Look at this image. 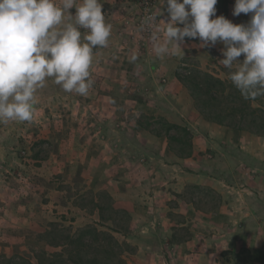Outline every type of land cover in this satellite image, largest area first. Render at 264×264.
<instances>
[{
	"label": "crops",
	"instance_id": "0c3cea01",
	"mask_svg": "<svg viewBox=\"0 0 264 264\" xmlns=\"http://www.w3.org/2000/svg\"><path fill=\"white\" fill-rule=\"evenodd\" d=\"M100 2L103 3L106 23L112 25V30L108 47L93 50L90 68L93 85L88 94L81 96L65 92L61 86L47 79L48 88L39 89L35 95L33 117L39 118L41 127L29 130L22 128L23 122L20 121L0 122V163L14 165L17 161L12 153L15 144L16 147L29 145L30 148L37 139L49 141L55 145L54 148L60 149V153L55 155L56 162L62 157L66 159L61 150L65 141L69 160L74 156L78 159L85 156L86 150H94V163L100 169L109 157V151L115 152L117 146L121 151L135 150L139 158L136 160L138 167L127 180L134 189L127 196L133 193V198L138 200L132 211L141 214L142 225L149 236L144 238V248L139 247L129 255L128 264H264V135L250 133L246 126L234 127V130L228 125L203 124L195 127L194 154L187 159L170 153L165 138L152 135L154 140L143 143L149 147L155 143L156 150L134 145L132 138L135 135L139 140L142 138V128L135 119L136 111H132V118L127 116L124 120V116L130 113L124 110L120 121L117 118L119 105L114 102L136 100V97L127 98L124 91L128 85H133L140 69H148L146 83L152 97L162 101L172 92L164 88L167 84L159 83L163 76L160 71L162 62L150 66L142 63L135 67L131 61V56L138 54L136 48L125 41V34L134 18V1ZM56 3L59 4L60 0ZM234 3L235 0H218L216 15H223L233 23L249 20L250 15H232ZM159 4L162 5L163 0H159ZM70 11L74 14L75 9ZM162 17L167 20L166 11ZM198 43V40H192L191 45ZM192 48L197 54L203 51ZM165 67L172 70L170 65ZM165 77L163 82L176 83L175 76L169 81ZM141 90L138 94L147 95ZM260 99L264 100V97ZM135 102L140 106L145 104L144 99ZM100 103L105 110L99 108ZM145 105L150 111L146 110V113L156 114L157 109L152 104ZM95 114L101 117L99 121L95 118L97 124H103L105 130L99 129L100 125L86 123ZM193 114L192 111L190 115ZM75 119L77 121L72 124ZM16 131L19 133L12 140ZM99 132L105 134L102 136ZM113 132L118 133L115 137L119 138L120 144L112 136ZM99 137L105 139L100 140ZM161 139H164L165 147L159 142ZM120 156L126 166L129 165L131 154ZM198 187L206 188L207 193H215L216 198L191 194V190H198ZM144 211L154 214L148 216ZM176 218L184 219L178 222ZM189 223L190 236L179 238V228L187 227ZM162 246L165 253L161 251Z\"/></svg>",
	"mask_w": 264,
	"mask_h": 264
},
{
	"label": "rangeland",
	"instance_id": "374dc122",
	"mask_svg": "<svg viewBox=\"0 0 264 264\" xmlns=\"http://www.w3.org/2000/svg\"><path fill=\"white\" fill-rule=\"evenodd\" d=\"M132 1H134L136 8L133 11L132 25H128L126 29L125 41L136 48L135 52L138 55H136L137 59L134 62L135 67L142 65V63L150 66L156 62H162L160 71L163 72V76L159 83L167 84V87L164 88L172 92L170 96H166L167 98L162 100L169 102L171 111L168 113L156 111L154 116H162L170 123L178 126L189 124L194 130L195 127L208 124L198 113L189 90L177 81L172 85L162 81V78L165 77L164 74H167L165 78L169 81V79L173 80L176 74L185 76L190 74L191 70L199 68L202 72L213 74L226 83L227 91L225 96L227 100L220 107L223 115L231 114L226 125L234 129L232 123H242L243 125H248L251 121L262 123V120H264L263 101L257 102L256 99H244L228 78V70L220 65L218 59H223L220 52L223 47L222 44L217 43L214 47L203 48L202 53L197 54L196 50L192 48V40L186 38L185 43L182 45L184 52L179 51L174 55L157 57L152 49L150 33L144 30L141 25L143 0H127V2ZM153 1L154 14L159 16V10L162 5L159 4V0ZM126 10L128 12V8ZM159 19L164 18L161 15ZM248 21L244 20L242 23H247ZM158 24L162 30L163 21H158ZM238 59L242 60L243 56ZM166 65H170L172 70L166 69ZM139 74V76L136 75L134 77L133 85H128L124 94H127V98L136 97L135 101L139 100L141 102L144 99L143 103L145 104H149L146 102L147 100L160 102L161 100L152 97L148 83H146L148 69H140ZM43 88H48L46 83ZM141 89L147 95L138 94L139 91H142ZM144 96L147 97L144 98ZM135 101L130 100L127 102L124 99H120L114 102L119 105L120 113L117 118H121L124 110H129L130 112L124 116V120L127 116L132 118V111H136V118L134 117L136 121H139L142 115L150 116V114L145 112L148 107L145 104L142 106L136 105L137 102ZM99 108L106 109L102 107V103H100ZM87 109L90 108L87 107ZM232 109H238L239 111L233 112ZM139 111L142 112L139 113ZM192 111L194 114L190 115ZM93 116L95 117H89L86 123L94 124L95 126L100 125L98 128L105 130L104 125L99 124V122L97 124L96 121L101 117L96 114ZM76 121L75 119L72 124ZM81 123L84 124L85 121H81ZM41 124L42 122H40L39 118L33 117L31 121L23 122L22 128L25 127L32 130L36 126L41 127ZM13 133L15 132L13 131ZM18 133L16 131V134L12 136V140L17 137ZM99 134L103 136L105 133L99 132ZM112 134L113 137L118 136V133L113 132ZM172 134H175L174 129ZM91 135L93 136L94 133H91ZM35 136L39 138V135ZM152 137V135L151 137L147 136V138L142 137L134 145L141 148L144 147L147 150H156L155 143H153L152 147L147 144L143 145L148 140H154ZM115 138L120 144L119 138ZM99 139L104 140L105 138L99 137ZM159 142L165 147L164 139ZM65 143L66 141L62 143L64 146L61 150L65 154L64 157L66 159L62 157L57 159V162L55 155L60 153V149L54 148L55 145L49 141L37 139L30 148L29 145H27L28 147H16L17 145L15 144L12 153L15 154L17 161L14 165L7 162L0 163V264H6V259L13 256L11 264H25L23 259L24 257L25 259L29 257L30 251L35 249L39 252L46 246L44 242H38V236L47 230V226L51 222L64 226L73 225L76 229L96 226L99 230L110 231L117 240L127 242L135 251L139 247H145L144 238L149 236L148 231L142 225L144 220L140 217L141 214L132 211L138 200L133 198V193L130 194V197L127 196L129 192L134 190L130 187V182L127 180L133 175L134 169L136 170L138 167L136 166V160L139 158L136 156V151H121L118 149L119 146H117L118 148L116 147L115 152L109 151V157L107 156L105 164L100 169L94 163V150H86L85 156H80L79 159L74 158V156L69 160L66 155L68 149ZM166 147L172 153L168 148V143ZM128 154H131V161L126 166L124 159L120 155L127 156ZM129 168L133 171L131 172ZM206 191V188L198 187V190H191V194L198 193L200 197L202 195L204 198H216L215 193H207ZM143 213L147 214L148 212L144 211ZM158 213H155V215L157 216ZM63 218L67 219L66 222L63 221ZM183 219L176 218V221L181 222ZM189 221L191 222V219ZM190 226L189 223L187 227L179 228V238L190 236L189 233L192 232L189 229ZM154 235L158 238V234L155 233ZM160 248L162 253H165L163 250L164 246ZM124 257L128 262L129 254H125Z\"/></svg>",
	"mask_w": 264,
	"mask_h": 264
},
{
	"label": "clouds",
	"instance_id": "9594fccd",
	"mask_svg": "<svg viewBox=\"0 0 264 264\" xmlns=\"http://www.w3.org/2000/svg\"><path fill=\"white\" fill-rule=\"evenodd\" d=\"M217 3L163 0L160 15L142 21L153 52L174 55L186 38L198 40L192 47L201 49L220 43L218 61L241 96H264V0H235L232 15H250L247 23L217 16ZM102 7L100 0H0V122L31 121L35 95L47 79L65 92L88 94L93 50L108 47L112 30ZM163 11L167 20L159 19Z\"/></svg>",
	"mask_w": 264,
	"mask_h": 264
},
{
	"label": "trees",
	"instance_id": "16d2710c",
	"mask_svg": "<svg viewBox=\"0 0 264 264\" xmlns=\"http://www.w3.org/2000/svg\"><path fill=\"white\" fill-rule=\"evenodd\" d=\"M176 81L189 90L198 113L206 122L228 124L231 114L223 115L220 108L227 100L225 96L227 86L224 80L196 68L185 76L176 74ZM256 101L264 103L260 98H256ZM146 102L152 104L157 111L166 113L171 111L167 100ZM232 111L239 110L232 109ZM138 125L142 128V137L153 135L157 138H165L170 151L179 158L187 159L194 154V129L191 125H174L166 118L154 115H142ZM232 125L236 128L246 126L248 132L264 135V120L262 123L251 121L248 125L242 123H232ZM173 129L175 134H172ZM132 139L134 143L139 141L136 135ZM66 220L63 218L64 222ZM38 237V242H44L46 246L39 252L35 249L30 251L29 257L23 259L25 264H128L124 255L135 252L130 244L120 242L110 231L99 230L96 226L76 229L73 225L64 226L51 222L47 230ZM13 257L7 258L6 264H11Z\"/></svg>",
	"mask_w": 264,
	"mask_h": 264
},
{
	"label": "built area",
	"instance_id": "2783aa9c",
	"mask_svg": "<svg viewBox=\"0 0 264 264\" xmlns=\"http://www.w3.org/2000/svg\"><path fill=\"white\" fill-rule=\"evenodd\" d=\"M153 3H154L153 0H143V2H142L143 9H142V15H141V25H142V21H143V19H144V17L146 15H148L149 13H153L154 14ZM143 29L147 30L149 32L148 29H146V28H143Z\"/></svg>",
	"mask_w": 264,
	"mask_h": 264
}]
</instances>
